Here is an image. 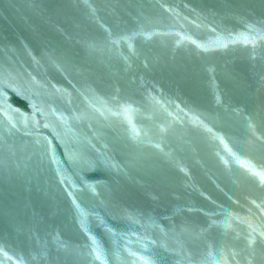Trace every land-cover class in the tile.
Here are the masks:
<instances>
[{"label": "water", "instance_id": "1", "mask_svg": "<svg viewBox=\"0 0 264 264\" xmlns=\"http://www.w3.org/2000/svg\"><path fill=\"white\" fill-rule=\"evenodd\" d=\"M0 264H264V0H0Z\"/></svg>", "mask_w": 264, "mask_h": 264}]
</instances>
